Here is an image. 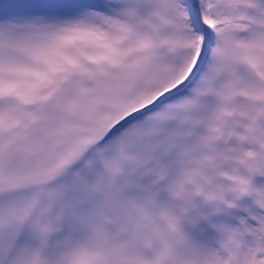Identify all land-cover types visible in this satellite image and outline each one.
<instances>
[{"label": "snow or ice", "instance_id": "obj_1", "mask_svg": "<svg viewBox=\"0 0 264 264\" xmlns=\"http://www.w3.org/2000/svg\"><path fill=\"white\" fill-rule=\"evenodd\" d=\"M0 264H264V0H0Z\"/></svg>", "mask_w": 264, "mask_h": 264}]
</instances>
